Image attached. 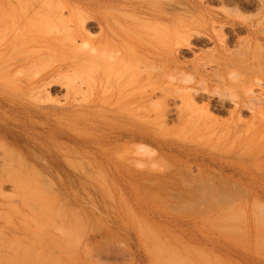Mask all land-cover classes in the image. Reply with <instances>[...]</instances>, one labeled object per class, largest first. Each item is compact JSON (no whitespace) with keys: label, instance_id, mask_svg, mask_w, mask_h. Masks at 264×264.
<instances>
[{"label":"rangeland","instance_id":"rangeland-1","mask_svg":"<svg viewBox=\"0 0 264 264\" xmlns=\"http://www.w3.org/2000/svg\"><path fill=\"white\" fill-rule=\"evenodd\" d=\"M2 1L5 4L6 0ZM176 1L171 0L169 3ZM203 1L213 10L229 9L230 19H240L239 15L242 17L255 13L253 9L257 5L256 0H250L248 5H244V0H239V4L245 8L235 11L234 6H224L218 0ZM201 13L204 14L201 10L195 13L200 16L197 23L203 26L201 29H212V20L207 16L205 20L201 19L203 23L200 21ZM206 18L211 21L208 22ZM218 23L215 29L223 24ZM224 24L222 32L228 38L248 36L246 31ZM88 25L90 35H97L95 21L90 19ZM1 30L0 39L4 34ZM203 33L204 36L202 33L194 35L189 44L182 47L180 63L188 66L183 69H192V64L199 63V60L200 63L211 60L212 57L207 55L215 52L212 50L213 44L201 42L206 34ZM80 45L88 49V45ZM52 53L54 55L46 59L45 66L56 65L63 60L60 53ZM209 64L208 67L204 66L206 70L209 68L207 72L212 70L211 65L214 67V63ZM67 75L63 79L62 73L57 81V77L53 78L54 81L47 87L52 105L44 104L53 108L48 114L26 110L17 102L10 101L0 86V123L8 128L4 129L5 133L0 131V162H5L0 164V264H264V246L259 243L261 234L257 229L235 231L232 228L243 215L256 217L258 222L264 221V172L260 174L264 171V118L251 120L248 112H245L239 121L225 112L230 107L223 111L211 110L218 122L224 123L223 128L238 124L240 130L245 129L247 133L241 130L235 136L221 130L222 134L209 130L195 132L197 134H167L160 131L153 136L142 137L137 140V144L131 143V146L129 144L128 148L125 146L123 149L127 153L131 147L138 145V165H116L111 162L114 159L109 151L94 147L80 148L74 143H81L86 135L90 140L99 142L100 135L97 137L96 131H99L83 121L89 107L88 93L84 89L87 78L80 75L84 83L72 72ZM78 79L85 86L79 84ZM75 80L78 81L74 84ZM65 82L75 85L73 90L76 94L70 92L72 89L66 93ZM206 82L208 85L214 83L211 80ZM77 83L79 87L83 86L82 91ZM66 94L71 97L72 103L66 102ZM77 94L79 97H74ZM73 99H79V102ZM69 103L75 105L70 104L73 107L69 108ZM204 103L206 99L197 100L198 105ZM171 119L153 113L140 124L154 126V129L162 127V130L182 128L179 122ZM245 120L257 122L250 123L254 124L251 129ZM16 132L33 137L28 139L30 144L34 140L40 144L43 142L50 154L60 161V165L36 162L41 158L33 154L32 150L13 147V143L17 142L1 138L7 133ZM112 142H109L111 146ZM65 158L70 162L72 160L73 165L69 161L70 164L65 163ZM211 159L231 162L223 173L233 175V180H239L237 184L223 182L220 185L219 181L218 187V180L214 176V180L207 179L204 176L207 170L219 169L211 165ZM104 160L107 164H94L95 161ZM259 166L261 171L260 168L256 169ZM183 169L190 171L187 174L201 177L189 182L183 180L182 175H187ZM241 171L245 174L242 172V175ZM171 176H176V181L169 179ZM155 178L160 179V182ZM144 179L149 180L144 183ZM150 179L155 180L152 182ZM155 181L156 185L153 186ZM217 190L221 193L226 191V194H217Z\"/></svg>","mask_w":264,"mask_h":264},{"label":"bare ground","instance_id":"bare-ground-1","mask_svg":"<svg viewBox=\"0 0 264 264\" xmlns=\"http://www.w3.org/2000/svg\"><path fill=\"white\" fill-rule=\"evenodd\" d=\"M170 1L6 0L5 4L3 1L0 2L2 3L0 4V29L4 31L0 39V86L2 91L10 101L17 102L26 110L29 109L38 114H48L53 108L50 106L52 100L49 98L47 87L49 88L51 81H54L53 78L57 77L55 78L57 81L63 73L62 78L64 79L68 72L76 74L75 76H78L79 79L83 75L82 78H87V81L85 80V83L82 78L81 81L86 86L78 79L79 84L85 86L84 89L87 90L89 98V107L83 121L99 131L96 133L97 137L100 135V139L96 138L100 141L94 142L86 135L85 140L81 143H74L80 148L94 147L105 152L107 150L113 156L114 160L111 162L128 167L138 165L140 160L138 145L133 146V144L142 137L153 136L160 131L172 134V132L195 133L209 130L225 131L235 135L238 132L241 133V130H245H240L238 124L223 128L224 123L218 122L211 110L223 111L224 108L230 107L225 112L227 111L231 118L236 117L239 121L245 112H248L251 120L264 118V0H256L257 5L253 9L255 13L242 17L239 15L240 19H230L229 9L213 10L203 0L201 2H198L199 0H178L172 3L174 6L169 3ZM218 2L224 6H234L235 11L244 7L239 4V0H218ZM248 3H251L250 0H244V5H248ZM3 4H7L6 8ZM199 10L204 12V14L201 13L200 21L205 20V16H207L212 20H209L212 29L206 26L205 29H201L203 26L201 27L200 22L197 23L200 16L195 14ZM3 15H6V18H3ZM208 18H206L207 21ZM90 19H93L97 25L98 34L95 36H91V31L87 28ZM218 22H223V24L219 29L216 27L217 30L215 24ZM224 23L230 24L233 29L237 27L246 31L248 36L238 39L228 38L222 32ZM203 31L207 34V37L205 34L207 39L204 37L201 42H211L212 48H214L212 50L215 51L207 55L212 57L211 60L208 58V62L201 63L199 60V63L195 62V65L191 63L192 71L189 68L183 69L187 64L183 66L180 63L182 47L187 46L190 38L194 35L202 33L204 36ZM80 43L88 45V49H83ZM52 51L63 55L61 57L63 63L61 61L56 65L45 66L46 59L54 55ZM215 53L217 55H213ZM210 62L214 63V67L211 65L210 69L212 70L207 72L209 68L206 70V67L210 65ZM231 68L234 70H230ZM72 77L75 78L73 75ZM78 80H75L74 84ZM207 80L214 83L208 85ZM66 82V93L74 91L75 85ZM76 85L78 86V83ZM83 86H80L81 89L79 86L78 88L82 91ZM75 96L79 97L78 94ZM203 99H206V103L198 105L197 100ZM65 100L66 102L72 101L69 96L65 97ZM45 102L50 105H45ZM71 103H69V108L75 105ZM5 105L7 106V104ZM153 113L160 114V117H172L171 120L179 122L182 128L173 127L162 130L161 126L163 125H161L160 130L159 127L154 129L153 124V127L141 126L140 122L149 118ZM69 114L68 116H71ZM251 120L244 122H248L247 125L250 126L254 125L250 123L257 122ZM205 123L208 124L205 125ZM239 125L242 124L239 123ZM4 129L8 128L0 123V131L4 132ZM251 129L247 128V130ZM243 133L245 134L247 131ZM7 134L1 138L19 144L13 143V147L32 150L33 154L41 158L36 162L60 165V161L50 154L49 150L45 148L47 145L43 142L40 144L34 140L33 144H30L28 139L33 137L19 132ZM110 141H113V146L109 143ZM131 143H133V147H129L127 153H124L125 146L128 148ZM244 143L246 144V142ZM68 161L65 158V163L73 162L72 160L69 161L70 163ZM3 163L5 162H0V164ZM95 163L102 165L103 163L107 164V161H95ZM210 163L219 169L211 168L212 170L203 171L202 173L205 172L204 176L206 175L207 179L212 180L214 176L215 180H218L216 186L219 181L220 185H223V182L237 184L239 180H233V175L223 173V171H227L228 163L231 162L224 163L221 160ZM259 168L260 166L256 169ZM235 170L237 172V169ZM185 172L187 174L190 171L186 170ZM242 172L244 173V171H241L243 175ZM255 172L257 174V171ZM262 172L264 171H261V175ZM175 177L171 176L169 179L174 180ZM200 177V175L187 174L182 175L181 179L189 182L198 180ZM167 178L165 176L166 180H168ZM155 179H150V181L154 182ZM148 180L144 179V183ZM158 180L160 182V179L157 178L156 181ZM201 180L203 181V178ZM156 181L153 186L156 185ZM189 185L191 186V184ZM224 192L221 193L220 190H217V194L224 195L226 194ZM227 193L232 194V192ZM208 206L213 208L209 203ZM232 228L235 231L257 229L261 234L258 238L259 243L264 246L263 220L258 222L256 217L248 218L243 215Z\"/></svg>","mask_w":264,"mask_h":264}]
</instances>
